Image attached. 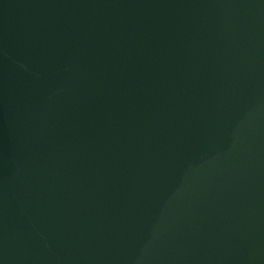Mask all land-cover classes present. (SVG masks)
I'll use <instances>...</instances> for the list:
<instances>
[{
	"label": "water",
	"instance_id": "obj_1",
	"mask_svg": "<svg viewBox=\"0 0 264 264\" xmlns=\"http://www.w3.org/2000/svg\"><path fill=\"white\" fill-rule=\"evenodd\" d=\"M0 264H264V0H0Z\"/></svg>",
	"mask_w": 264,
	"mask_h": 264
}]
</instances>
